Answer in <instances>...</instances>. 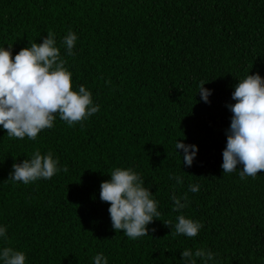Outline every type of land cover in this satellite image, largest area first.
I'll use <instances>...</instances> for the list:
<instances>
[{
	"label": "trees",
	"instance_id": "16d2710c",
	"mask_svg": "<svg viewBox=\"0 0 264 264\" xmlns=\"http://www.w3.org/2000/svg\"><path fill=\"white\" fill-rule=\"evenodd\" d=\"M69 31L78 36L71 56ZM49 32L73 89L91 90L100 110L73 126L57 116L35 140L0 126V247L24 251L27 264H92L101 252L109 264H181L186 248L211 249L219 264H264V170L242 180L221 167L232 92L248 73L264 77V0H0V46L12 45L13 57ZM177 140L198 148L190 167ZM37 150L51 151L61 171L9 180ZM116 167L137 171L159 201L160 216L137 240L112 228L100 200ZM173 193L188 195L180 212ZM181 214L203 224L196 237L167 225Z\"/></svg>",
	"mask_w": 264,
	"mask_h": 264
},
{
	"label": "clouds",
	"instance_id": "9594fccd",
	"mask_svg": "<svg viewBox=\"0 0 264 264\" xmlns=\"http://www.w3.org/2000/svg\"><path fill=\"white\" fill-rule=\"evenodd\" d=\"M78 36L69 31L62 45L67 55H73ZM55 34L47 33L42 43L30 42L13 57L12 45L0 46V126L12 138L35 140L44 129H51L57 116L69 126L87 120L100 110L92 92L79 85L73 89V73L66 67ZM201 82L199 93L202 101L209 103L211 89ZM234 104H227L231 111L230 126L226 129V147L222 152L223 174L238 172L240 179L255 178L264 170V77L249 73L239 79L232 92ZM183 150V164L191 166L197 155L196 145L181 141L175 151ZM181 156V155H180ZM58 158L51 151H35L30 158L13 164L10 179L25 185L38 180H49L61 171ZM237 165H243L242 170ZM110 179L100 185V200L109 203L108 212L112 228L131 240L148 235L149 225L160 216L159 201L152 194L145 180L131 167H116ZM176 184H183L179 174L170 176ZM199 184L188 185V192L197 193ZM173 211L180 212L189 204L187 193L171 195ZM183 201V202H182ZM176 235L196 237L203 228L198 220L181 214L174 224ZM7 239V228L0 225V240ZM217 253L207 248H186L181 252V264H219ZM0 264H27L24 251L0 247ZM92 264H109L101 252L92 257Z\"/></svg>",
	"mask_w": 264,
	"mask_h": 264
}]
</instances>
